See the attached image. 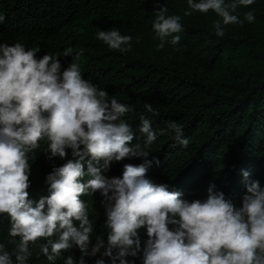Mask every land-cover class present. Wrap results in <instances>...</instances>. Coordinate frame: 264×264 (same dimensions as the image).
<instances>
[{
  "label": "clouds",
  "instance_id": "obj_1",
  "mask_svg": "<svg viewBox=\"0 0 264 264\" xmlns=\"http://www.w3.org/2000/svg\"><path fill=\"white\" fill-rule=\"evenodd\" d=\"M253 4L254 0H188L189 9L211 10L224 26L243 25L245 20L252 23L253 12H245L244 20L233 13ZM167 12L166 7L157 9L152 25L160 41L158 50L165 43L175 46L181 40V17ZM4 19L0 15V23ZM214 28L216 36L225 35L221 21ZM97 38L121 53L132 47V37L114 28L100 30ZM37 52L20 43L0 44V214L9 216V236L13 238L9 243L16 244L10 252L0 243V264H14L13 256L15 264H26L32 245L48 261L75 246L81 253L79 260L69 256L64 264H85V256H95L102 248V256L109 257L112 264H130L126 257L141 252V228L147 233L143 264H264V188L259 181L246 184L247 194L239 208L223 192L214 191L215 185L209 186L206 200L189 202L167 185L153 183L146 178L153 163L147 159V148L157 139L151 120L140 117L139 132L146 140L143 146L134 144L136 133L122 119L133 109L83 78L75 62L80 53L61 71L59 58L48 54L38 58ZM71 53L68 48L63 56ZM145 108L158 115L151 104ZM167 130L178 144L188 147L189 139L180 125L170 122ZM41 141L47 142L49 159H65L68 149L73 158L53 169L46 177L50 195L34 202L28 192L29 161ZM130 157H144V162L125 164L122 177L103 174L114 161ZM155 163L159 165L158 160ZM85 175L91 177L87 183L81 182ZM243 175L247 178L249 173ZM97 191L104 197L106 247L102 235L92 244L89 205L82 199ZM96 264L105 261L101 258Z\"/></svg>",
  "mask_w": 264,
  "mask_h": 264
},
{
  "label": "trees",
  "instance_id": "obj_2",
  "mask_svg": "<svg viewBox=\"0 0 264 264\" xmlns=\"http://www.w3.org/2000/svg\"><path fill=\"white\" fill-rule=\"evenodd\" d=\"M164 7L166 15L181 17L183 31L178 33V45L168 42L158 50L160 41L152 25L156 10ZM186 11H192L188 0H0V15L5 17L0 23V44L20 43L26 49H38V58L45 54L59 58L61 71L80 53L75 62L83 78L133 109L122 119L136 133L134 144L143 146L146 140L139 132L140 117L151 120L157 139L147 148V159L153 161L147 179L180 192L181 199L189 202L206 200L209 186L215 185L214 191L223 192L225 199L239 208L247 194L246 184L259 181L264 188V0H254L253 5L240 6L233 13L241 20L245 12L254 13L255 20H245L243 25L224 26L222 18L211 10L192 11L189 16L184 15ZM218 20L225 31L223 37L215 35ZM113 28L132 37L130 51L110 49L97 38L100 30ZM68 48L72 53L64 57ZM147 104L158 115L148 113ZM170 122L182 127L189 139L187 148L167 130ZM46 148L47 142L41 141L30 154L28 192L34 202L50 195L46 177L53 169L73 158L68 149L65 159H49ZM143 162L144 157L114 161L103 174L122 177L125 164ZM84 168L87 173L86 163ZM244 172L249 173L247 178ZM89 179L85 175L81 182ZM82 199L89 205L92 244L102 235L106 247L104 197L97 191ZM10 227L9 216L0 214V243L11 252L16 244L9 243L13 239ZM138 231L141 252L126 257L130 264H143L147 233L145 228ZM15 239L18 243L19 237ZM104 250L85 256V264H96L101 258L112 264L109 257L102 256ZM30 251L26 264H64L69 256L77 261L81 256L75 246L54 261H48L37 245L30 246ZM13 261L15 264L14 256Z\"/></svg>",
  "mask_w": 264,
  "mask_h": 264
}]
</instances>
